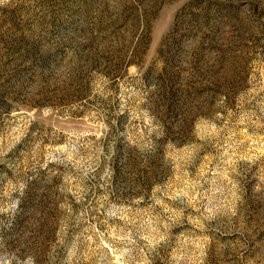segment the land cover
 Instances as JSON below:
<instances>
[{
    "label": "rangeland",
    "instance_id": "374dc122",
    "mask_svg": "<svg viewBox=\"0 0 264 264\" xmlns=\"http://www.w3.org/2000/svg\"><path fill=\"white\" fill-rule=\"evenodd\" d=\"M0 264H264V0H0Z\"/></svg>",
    "mask_w": 264,
    "mask_h": 264
}]
</instances>
